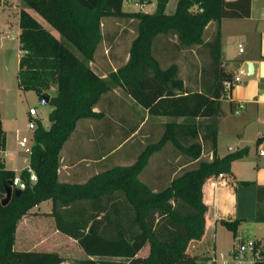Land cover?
<instances>
[{"label": "trees", "instance_id": "trees-1", "mask_svg": "<svg viewBox=\"0 0 264 264\" xmlns=\"http://www.w3.org/2000/svg\"><path fill=\"white\" fill-rule=\"evenodd\" d=\"M168 1L160 0L153 13H146L124 10L123 0H21L20 86L40 95L55 87L56 93L50 98L51 127L38 122L29 167L20 172L26 181L35 172L37 181L23 189L13 185L16 171L3 158L7 140L0 113V264L64 261L58 252L14 248L21 219L50 199L58 230L75 239L83 252L76 264H206L210 259L188 252L190 242L200 240L206 230L204 185L231 173L232 162L247 154L246 148L224 156L217 153L223 82L233 81L235 75L222 60L221 22L249 17L252 0H178L173 13L166 12ZM112 16L137 20V35L128 61L102 77L91 61L103 42V18ZM213 23L212 39L205 41ZM161 34L175 35L179 48L201 45L208 52L198 88L187 86L176 62L162 66L154 53ZM115 88L151 116L175 119L164 124L160 139L148 143L132 164L110 167L84 183L61 182V148L79 120L102 116L95 107ZM166 143L193 166L155 188L141 174ZM10 187L13 192L3 203L2 194ZM263 205L264 187H259L257 220L262 222ZM237 222L222 221L234 230ZM147 245L148 254L139 255Z\"/></svg>", "mask_w": 264, "mask_h": 264}, {"label": "rangeland", "instance_id": "rangeland-1", "mask_svg": "<svg viewBox=\"0 0 264 264\" xmlns=\"http://www.w3.org/2000/svg\"><path fill=\"white\" fill-rule=\"evenodd\" d=\"M262 1L264 0H252L256 12H258L257 9L260 10ZM177 2L178 0H169L166 12L173 13ZM20 5L21 0H8L5 7H0V113L2 126L6 133L8 149H18L24 156H28L29 153L19 147L18 141L23 136H27L29 138V146L32 147L34 130L28 126L31 120L29 110L30 108H35L38 111V115L35 118L36 124L41 122L45 129H49L51 127L49 114L53 106L42 103L40 94L32 89H23L19 83L21 50L19 43L20 26L18 8ZM123 8L126 11H138L139 9L138 6L126 3L123 5ZM155 9L156 4H150L145 7L144 12L153 13ZM32 14L48 29L53 30L52 26L38 13L32 11ZM109 20L111 27L107 22L104 28L108 29L110 27L111 29L103 45L111 48L110 55L113 56L114 63L118 68L125 63L132 41L137 35V20L114 16L110 17ZM239 22L241 21L234 19L222 20L221 33L222 44L224 46L222 60L234 59L235 55L238 56V44L245 42L243 32L240 30L241 26L245 25ZM215 26V23H213L207 28L204 36L205 41L212 39ZM157 39L156 46L154 45V53L161 61L162 66L166 67L176 62L180 69V76L185 80L187 86L190 89L198 88L202 80V66L209 59L208 52L203 51V46L195 45L190 48H179L175 35L165 37L161 34L158 35ZM255 42L256 39L254 40ZM245 49L250 51L252 46L245 44ZM242 85L243 83H238L236 91ZM55 92L54 87L48 91L50 95L55 94ZM123 94L126 102L128 101V105L122 111V114L128 117L131 123L138 124L144 117L145 109L142 106L137 107V103L131 97L125 93ZM229 100V97L222 99V107L225 114L221 115L218 120V155L235 152L243 148L247 149V154L234 160L231 165V173L234 177H232L230 188L232 194H234V199H230V202H228L230 209H232V216L228 220H238V222L236 223L235 230L228 228L223 223H218L214 238L215 246L213 245L211 248V255H216L217 257L228 255L233 246L239 242L258 240L264 245V222L257 220L258 188L264 187V157L259 155L260 146L264 145V138H260L258 142L259 136L264 134V104L257 106L256 103L247 102L246 108L241 110L239 114H236L237 104H235L232 110ZM119 117H114L112 119L113 122H120ZM162 117L167 118V120L175 119ZM99 132V130L98 132L94 131L92 134L93 138L96 139L95 143H92L93 147H91L90 151L93 157H100L102 153H107L104 151L110 150V146H104L103 142L109 141L108 144L114 145L123 137L121 134H118L112 139L109 135L107 136V133ZM161 135L149 139L147 144L158 141ZM137 138H139V135L133 141L125 144L114 155L108 157L105 162L116 158V156L128 150L130 152L143 150L144 147L136 142ZM163 152L153 155V161L151 160V164L153 165L148 166L145 169L146 171L155 166L156 163L157 165L160 163L159 155ZM170 154V157L174 159L178 157L174 149H172ZM204 156L208 157L207 154ZM186 160L187 158L180 156L178 161L183 162ZM192 166L193 164H188L186 167H182L178 173L180 174L184 169L191 168ZM145 178H148L147 174ZM45 208L46 204L43 205L42 209ZM262 208L264 212V205ZM59 248L63 253L71 256L70 258L77 259L79 257L77 253L80 250V246L74 240L68 239ZM38 249L42 250L45 248L40 247ZM147 252L148 247L143 250V253Z\"/></svg>", "mask_w": 264, "mask_h": 264}, {"label": "crops", "instance_id": "crops-1", "mask_svg": "<svg viewBox=\"0 0 264 264\" xmlns=\"http://www.w3.org/2000/svg\"><path fill=\"white\" fill-rule=\"evenodd\" d=\"M21 6L22 2L18 8L19 26ZM257 11L258 12H256V8L252 3L251 14L249 17L234 19L241 21L239 23H244L245 25L240 28L243 32L245 42H240L239 44L243 43L244 48L245 44H250L252 49L250 51L245 49L244 52H240L238 44V56L235 55L234 59L223 60V63L229 70H232L234 74L245 68L249 73V62H252L254 66V72L244 76L243 81L240 82L243 83V85L236 91L237 83L231 90L229 103L232 110L234 109L235 104H237L236 106L238 107L240 102L245 103V107L243 109L246 108L247 102L256 103L257 106L264 104V1L261 3L260 10L257 9ZM109 19L110 17L103 18V42L98 46L95 56L91 61V66L102 77L107 76L110 71L117 69L113 56L110 55L111 48L107 45H103L111 29V22ZM107 22L110 27L108 26L109 28L105 29V23ZM20 31L21 28L19 27V34ZM255 39L256 42L254 43ZM223 48L224 46L222 44V57L224 56ZM128 59L129 54L127 55L125 63ZM123 93L124 92L121 88H115L114 90L103 94L95 107L96 111L102 112V116L99 118H84L77 122L75 130L60 151L58 176L61 182L84 183L93 175L110 167L132 164L136 161L138 154H140L139 152L142 150L137 152H130L128 150L129 152L127 151L119 156H116V158L108 162L105 161L108 157L114 155V153L122 149L125 144L133 141L138 135L139 138H137L136 142L145 147L149 139L163 134L164 124L171 119L167 120V118L164 117L151 116L147 110H144L145 114L143 119H141L138 124L131 123L129 118L122 114V111L126 109V106L128 105V101L126 102ZM136 106L139 107V105ZM224 114L225 112L223 110L222 115ZM118 116H120V122H113L112 119ZM98 130L100 131L99 133H107V136L109 135L112 139L118 134H121L123 137L117 144L114 145L108 144L109 141L103 142L104 146H110V150L104 151L107 153H102L100 157H93L90 154V151L96 139L93 138L92 134L94 131L98 132ZM260 138H264V134L259 136L258 142ZM172 149L173 146H171V143H166L162 150L154 153L153 155L164 151L161 155H159L160 163L158 165L156 163L155 166L151 167L147 171L144 170L141 174V179L153 185L155 188H159L160 186L168 184L176 175H178V172L182 169V167L192 164V162L188 159L186 161L179 162V155L176 159L170 157ZM152 157L148 164L149 167L153 165L151 164L153 161ZM208 157H212V154H209ZM3 158L6 166L16 172L20 173L25 168L29 167L30 154L28 156H24L18 149L10 150L8 149V144H6V150L3 152ZM146 174L148 175L147 179L145 178ZM232 177H234L232 176V173H227L224 174L223 177H212L205 183L203 188L204 201L208 205V211L206 214V230L204 236L200 240H193L190 242L188 247V252L190 254L198 256L211 255V248L213 245L215 246L214 238L218 223H222L223 220H228V218L232 216V209H230L228 204L230 199H234V194H232L230 188L231 181L233 179ZM48 202H50V204H48ZM44 204H46V208L42 209ZM52 206L51 199L43 201L33 207L21 219L16 230L14 248L17 250H39L38 248L40 247L45 248L42 250L58 252L61 256H63L64 261L61 264H76L77 260L84 258L83 252L80 248L77 253L79 257L76 259L70 258L71 256H68L61 251L59 247L62 243H65L68 239L74 241L76 240L58 230L55 218L51 215ZM147 247L149 252V245L145 248ZM143 250L139 253V255L146 256L148 252L143 253Z\"/></svg>", "mask_w": 264, "mask_h": 264}, {"label": "built area", "instance_id": "built-area-1", "mask_svg": "<svg viewBox=\"0 0 264 264\" xmlns=\"http://www.w3.org/2000/svg\"><path fill=\"white\" fill-rule=\"evenodd\" d=\"M8 0H0V7H5V4ZM124 4H131L138 6V11L145 10V7L150 4H158L160 0H123ZM239 51L244 52L245 48L243 44H239ZM249 75L247 69H241L238 73L234 75L233 81L226 80L223 82L224 87V97L231 96L232 86L236 85L243 81V77ZM245 107L244 102H240L238 108L236 109V113H239L241 109ZM38 115V111L35 108H30L29 116L31 118L29 122V128L35 130L37 124L35 122V118ZM18 145L20 148L24 149L29 154L31 153L32 148L29 146V138L27 136H23L19 141ZM259 155L264 157V145L260 146ZM224 174H219V177H223ZM37 175L35 172L31 171L30 178L28 181L24 180L19 172H16V175L13 178V185L18 188H26L29 182H36ZM260 261H264V246L257 240H249L248 242H239L233 246L230 253L228 255H221L217 257L216 255H210V259L206 262V264H257Z\"/></svg>", "mask_w": 264, "mask_h": 264}, {"label": "water", "instance_id": "water-1", "mask_svg": "<svg viewBox=\"0 0 264 264\" xmlns=\"http://www.w3.org/2000/svg\"><path fill=\"white\" fill-rule=\"evenodd\" d=\"M248 69H249L250 74H252L254 72V66H253L252 62H249ZM50 98H51V95L49 93L42 94L41 95V102L44 104H50ZM12 192H13V189L10 187V188H8L6 195L2 194V197H4L3 203H6L9 200Z\"/></svg>", "mask_w": 264, "mask_h": 264}]
</instances>
